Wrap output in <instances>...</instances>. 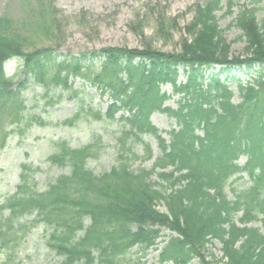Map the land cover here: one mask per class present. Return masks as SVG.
Masks as SVG:
<instances>
[{
  "label": "trees",
  "instance_id": "obj_1",
  "mask_svg": "<svg viewBox=\"0 0 264 264\" xmlns=\"http://www.w3.org/2000/svg\"><path fill=\"white\" fill-rule=\"evenodd\" d=\"M257 5L234 11L235 0L196 4L178 52L146 43L63 58L50 47L27 49L29 38L22 35L56 40L52 0H33L18 22L0 16V151L15 131L40 121L26 114L23 94L32 83L45 92L71 91L70 81L80 79L108 99L104 112L85 114L112 121L120 113L121 124L116 165L104 173L87 166L98 154L93 144L72 149L58 143L48 161L69 173L41 192L22 166L14 193L0 201V264H14L19 236L28 230L21 220L30 217L50 228L45 244L59 264H117L132 248L158 252L157 264H208L206 247L215 241L221 244L219 264H264V21L259 26ZM223 10L232 18L229 27L241 33V55H231L218 25L216 14ZM10 61L15 73L7 76ZM215 67L220 69L208 72ZM231 69L250 75L245 84L236 81L237 101L228 85ZM166 85L177 97L175 109L165 105L171 97L162 91ZM154 113L173 121L167 139L151 123ZM145 135L156 142L155 157ZM137 143L142 155L133 148ZM152 158L151 168H132ZM243 176L244 186L230 188L228 198L229 181Z\"/></svg>",
  "mask_w": 264,
  "mask_h": 264
},
{
  "label": "rangeland",
  "instance_id": "obj_2",
  "mask_svg": "<svg viewBox=\"0 0 264 264\" xmlns=\"http://www.w3.org/2000/svg\"><path fill=\"white\" fill-rule=\"evenodd\" d=\"M33 0H0V16L7 15L18 22L25 18L28 4ZM207 0H52V5L57 11L59 32L56 40H41L37 37L30 40L26 32H22L27 40L26 48L34 46L50 47L60 55L79 56L90 54L108 47H127L142 49L148 43L156 51L163 53L178 52L180 41L185 37L184 28L190 23L193 14L192 7L196 4L203 5ZM239 5L254 7L257 3L256 18L259 26L264 21V0H235ZM224 5V4H223ZM218 12V25L223 31L227 42L231 44V55H241L244 42L240 39V31L229 27L232 18L223 16ZM163 22V24H160ZM263 31H264V25ZM161 29V33L159 32ZM55 37L53 36V39ZM93 68L98 67L93 63ZM219 67L208 70L217 72ZM228 85L235 94L237 101L236 81L245 84L250 75L242 69H232L227 72ZM182 80V76L179 78ZM71 91L60 88L50 89L48 92L36 84H30L23 97L26 105V114L36 116L40 121L31 126L15 131L8 139L3 150L0 151V201L14 193L19 184L22 166L27 167L26 174L30 182L38 191H44L48 184L60 175H68L66 167L52 165L48 158L57 150L56 145L65 142L72 149H79L93 144L98 149L95 158L88 160L87 166L95 174L108 171L116 165L117 146L121 124L120 113L110 120H95L91 114L86 115V109L93 112L105 111L108 100L101 97L97 90L88 86L80 79L70 81ZM162 91L170 95L165 105L176 108V96H172L169 86H163ZM77 118L72 125L64 124L65 121ZM151 123L162 136L167 139L164 132L174 128L173 121L165 115L154 113ZM142 141L149 143L153 149V156L157 155L154 138L149 135L142 137ZM134 150L142 155L141 144H134ZM243 158L240 160L242 163ZM154 158L149 161H135L133 169L151 168ZM230 180L225 188L228 198H231L230 188H242L247 178ZM155 181V180H154ZM159 211H164L162 205ZM32 219L24 218L21 223L28 226V230L20 237L19 244L15 247L14 264H59L61 258L46 247V239L50 228L41 224L29 222ZM261 227V223L254 224ZM168 235L167 230H163ZM221 244L213 242L206 247L203 257L204 263L219 264L221 258ZM0 251V263L3 260ZM117 264H157L158 252L153 250L142 254L138 248H132L126 255L117 260ZM100 264H106L101 262ZM190 264H201L193 260Z\"/></svg>",
  "mask_w": 264,
  "mask_h": 264
}]
</instances>
